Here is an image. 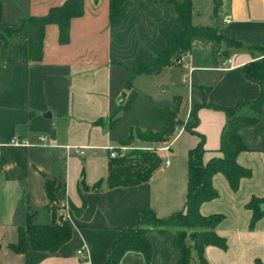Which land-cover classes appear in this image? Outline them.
<instances>
[{
	"label": "crops",
	"instance_id": "crops-1",
	"mask_svg": "<svg viewBox=\"0 0 264 264\" xmlns=\"http://www.w3.org/2000/svg\"><path fill=\"white\" fill-rule=\"evenodd\" d=\"M66 0H0V35L18 29L21 20L43 17ZM184 0H128L118 19L110 24L109 0H85L84 15L70 22L68 45L58 43V29L47 26L42 61L29 60L27 33L11 38L4 50L0 44V264H105L121 231L132 230L145 211L165 219L183 210L186 198L188 152L203 138L202 162L219 158L220 131L227 120L221 109L255 100L259 87L247 81L243 65L263 57L264 0H191V24L212 27L224 40L239 43L225 48L196 39L185 65L167 67L156 75L134 79L126 88L125 68H135L167 49L166 40L184 26L175 7ZM229 16V23L222 20ZM230 59L226 70L221 62ZM180 95L172 78L179 77ZM148 77L153 80H140ZM143 82L161 85L159 96L147 98L144 121L137 113ZM139 83V84H138ZM137 97L126 112L119 111L131 95ZM180 98L178 120L189 121L195 105L197 134L176 129L166 143H151L134 136L128 145L122 141L134 132H159L156 108H169ZM246 115V107L238 111ZM130 115L117 130L121 116ZM46 138V147L39 138ZM239 136L246 151L235 163L250 172L239 180L235 192L229 190L220 174L211 178L217 197L200 205L201 217L220 215L213 232L223 239V250L203 248L206 264H264V217L248 228L250 212L244 205L251 197L264 198V105L256 125L241 129ZM17 138L24 144L14 146ZM171 145L169 151H160ZM120 147L156 151L161 165L144 184L109 189L106 185L110 163L109 148ZM83 152L82 155L78 151ZM168 162V165H166ZM50 183L58 194L51 202L45 188ZM101 184L99 191L93 188ZM64 204V216H53L52 208ZM79 211V213H77ZM28 216L34 225L48 226L61 219L71 229V237L53 253H15L18 229ZM149 263L137 253H126L121 264H176V232L151 231ZM186 243L191 245V241ZM86 253V259L78 251ZM198 262L194 251L190 264Z\"/></svg>",
	"mask_w": 264,
	"mask_h": 264
},
{
	"label": "trees",
	"instance_id": "trees-1",
	"mask_svg": "<svg viewBox=\"0 0 264 264\" xmlns=\"http://www.w3.org/2000/svg\"><path fill=\"white\" fill-rule=\"evenodd\" d=\"M126 1L128 0H109L108 17L110 24L118 19L120 9ZM84 2L85 0H66L62 5L51 8L43 17H29L21 20L18 29H6L0 35V44L4 46L5 50L11 38L19 37L26 32L29 43V60L32 63L41 62L46 27L55 25L58 29V43L61 46L68 45L70 22L84 15ZM94 2L97 3L98 0H94ZM191 11V0H184L175 7L176 15L183 23V30L166 40L167 49L164 52L151 57L135 68H125L128 75L127 89H132L133 81L138 76L156 75L164 68L183 66L181 58L189 55L196 39H203L215 45L223 44L225 48L241 46L239 43L222 39L212 27L193 26L191 24ZM260 52L263 54L262 58L247 63L241 68L243 77L259 87L255 100L247 104H236L232 108L221 109L227 117L219 135L218 153L221 157L211 158L205 163L202 162L204 150L201 136H199L200 141L197 146L188 152L186 198L183 210L165 219H158L151 211H145L134 229L121 231L108 253L105 264H121L123 256L129 252L142 255L145 262L149 263L152 247L147 235L151 231L160 235L169 230L176 232L175 247L179 252V259L176 264H190L192 251L197 255L198 262L196 264H206L203 259L204 247L212 246L221 250L225 248L223 239L217 237L213 232L215 226L221 222L222 216L201 217L199 209L202 203L217 197L211 186L213 175L220 174L232 192L237 190L239 180L250 177V172L239 167L235 163V158L239 153L246 151L239 131L257 124L264 105V49ZM136 97L135 92L131 93L119 111L124 113L129 110ZM179 107L180 98L176 97L171 107L156 108L154 116L162 125V130L152 132L135 129V136L144 142L166 143L180 126H183L186 132L197 134L195 132L198 125L197 111L203 105L193 107L189 121L185 125L177 118ZM242 107H246V115L238 114ZM132 133L126 140L122 141V145H128L132 142L134 138ZM133 151L125 157L110 159L106 179V185L109 189L144 184L160 167L161 159L157 152L141 149H134ZM100 187L101 184L99 183L93 190L99 191ZM45 188L50 201L58 203L56 190L53 189V186L47 182ZM244 208L250 212L248 228L252 229L255 223L264 217V198L251 197ZM58 211V207L54 206L52 208L53 216H57ZM70 237L71 229L61 219L52 225L38 226L32 224L30 216H28L25 226L18 229V242L11 246V250L15 253L24 254L26 249L31 247L35 251L53 253L67 243ZM187 240L191 241V245L186 243ZM254 264L261 263L255 261Z\"/></svg>",
	"mask_w": 264,
	"mask_h": 264
},
{
	"label": "rangeland",
	"instance_id": "rangeland-1",
	"mask_svg": "<svg viewBox=\"0 0 264 264\" xmlns=\"http://www.w3.org/2000/svg\"><path fill=\"white\" fill-rule=\"evenodd\" d=\"M140 80H153V79H150L148 77H142L141 79H138L137 82H141ZM172 82L174 83V85L177 86L176 90H177V88L180 89V90H178L179 92H176V93H179V95H180V91H181V93L186 92V86L184 87V89H181V87L179 86L180 85L179 84L180 83V75H179V77L172 78ZM133 86H134V83H133ZM160 86L161 85L157 86V84H155L153 86L152 84L146 83V82H143L141 84V92H139V99H138L139 101L137 103L139 111L137 113L140 115V117H142L143 121L145 120L144 119L145 114H144L143 107L146 106V104H147V98H149L150 96H159L161 94V91L163 90V88H160ZM155 93H158L159 95L155 94ZM129 116L130 115H125L123 117L121 116V121H120L119 125L117 126V130L119 128H122V125L125 123V121L128 120ZM183 125H185V124H183ZM132 134H133V136H135V132H133ZM133 150L134 149L129 148V149H126V151H122V153H123L122 157L123 156L125 157V155H127L129 152H132ZM152 152H156V151H152Z\"/></svg>",
	"mask_w": 264,
	"mask_h": 264
},
{
	"label": "built area",
	"instance_id": "built-area-1",
	"mask_svg": "<svg viewBox=\"0 0 264 264\" xmlns=\"http://www.w3.org/2000/svg\"><path fill=\"white\" fill-rule=\"evenodd\" d=\"M229 19H230L229 16H225V17L223 18V20H222V23H223V24H227V23H229ZM188 57H189V55H185V56H183V57L181 58V63H182L183 65L186 64V62H187V60H188ZM230 63H231V60L228 59V58L225 59V60H223V61L221 62V70H226V69L229 67ZM10 143H11L12 145H14V146H19V145H23V144H24L22 141H19L17 138H13V140H11ZM39 146H41V147H46V138H45L44 136H41V137L39 138ZM170 146H171V145H168V146L162 148L160 151H165V152H167V151H169ZM126 149H128V148L120 147V148H119V151H115V150L109 148L108 150H109V157H110V159H114V158L122 157V155H123L122 151H126ZM77 153L80 154V155L83 154L82 150H81V151H78ZM166 165H168V162H166ZM56 205H57V207H58V209H59V211H58V215H60V216L63 215V216H64V214H63V209H65L66 206H65L64 204H61V205H60V204H56ZM78 256H80V258H81L82 260H85V259H86V253H85L83 250L78 251Z\"/></svg>",
	"mask_w": 264,
	"mask_h": 264
},
{
	"label": "water",
	"instance_id": "water-1",
	"mask_svg": "<svg viewBox=\"0 0 264 264\" xmlns=\"http://www.w3.org/2000/svg\"><path fill=\"white\" fill-rule=\"evenodd\" d=\"M63 196H64V190L61 189V190L59 191V193L56 194V199L59 200V199L63 198Z\"/></svg>",
	"mask_w": 264,
	"mask_h": 264
}]
</instances>
